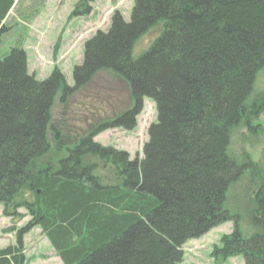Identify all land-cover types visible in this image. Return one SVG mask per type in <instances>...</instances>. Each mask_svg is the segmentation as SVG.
<instances>
[{
    "label": "trees",
    "instance_id": "1",
    "mask_svg": "<svg viewBox=\"0 0 264 264\" xmlns=\"http://www.w3.org/2000/svg\"><path fill=\"white\" fill-rule=\"evenodd\" d=\"M20 1L0 0V45ZM94 1L79 0L69 18L87 16ZM24 35L0 46V206L30 220L16 245L0 249V264H24L23 238L35 227L62 264H182L188 241L227 222L232 232L213 257L264 264V161L231 150L238 130L249 142L264 139V92H254L264 0H134L129 21L114 11L107 31L84 43L72 87L56 67L42 81L28 73ZM102 70L128 84L131 109L49 161V137L60 136L55 98ZM144 99L157 120L141 159L93 142L101 131L132 129Z\"/></svg>",
    "mask_w": 264,
    "mask_h": 264
},
{
    "label": "rangeland",
    "instance_id": "2",
    "mask_svg": "<svg viewBox=\"0 0 264 264\" xmlns=\"http://www.w3.org/2000/svg\"><path fill=\"white\" fill-rule=\"evenodd\" d=\"M78 1L43 0V6L39 7L37 0H21L7 16L5 22L10 30L0 46L6 48L13 39L19 37L18 34L25 33L23 48L27 54L28 73L42 81L56 67L64 75L67 85L72 87L73 68L82 62L84 43L96 32L107 31L114 11H118L125 21H129L134 4V0H95L87 16L69 18ZM153 37L154 34L146 35L137 45L135 55L140 54ZM254 92H264V69L257 76ZM60 97L59 93L51 111V125L60 132V136L57 140L52 135L49 137L53 146L46 157L49 161L55 158V154H67V150L75 147L81 137L94 127L117 119L132 106L128 84L108 70L97 72L90 82L73 91L63 101ZM156 120L154 103L144 99L142 110L135 117L132 129H107L95 135L93 142L102 147L123 151L129 155L130 160L136 157L141 159L142 147L148 141V128ZM244 134L242 129L234 132L232 153L238 154L244 148L254 161H264V139L249 142ZM98 169L104 175L112 173L110 168L100 164ZM17 212L20 217H6L0 206V249L16 245V232L30 220L24 209ZM232 229V222H227L216 226L204 236L188 241L182 247V264H244L241 256L220 261L212 255L215 246L220 245V238L231 233ZM22 255L24 264H62L38 227L32 228L24 236Z\"/></svg>",
    "mask_w": 264,
    "mask_h": 264
},
{
    "label": "bare ground",
    "instance_id": "3",
    "mask_svg": "<svg viewBox=\"0 0 264 264\" xmlns=\"http://www.w3.org/2000/svg\"><path fill=\"white\" fill-rule=\"evenodd\" d=\"M214 228H215V227H214ZM214 228H212V229H214ZM212 229H211V230H212ZM211 230H210V231H211ZM206 234H207V233H206ZM206 234H205V235H206Z\"/></svg>",
    "mask_w": 264,
    "mask_h": 264
}]
</instances>
